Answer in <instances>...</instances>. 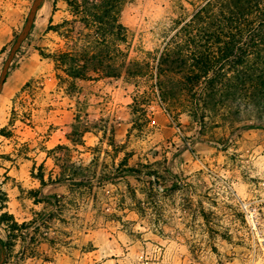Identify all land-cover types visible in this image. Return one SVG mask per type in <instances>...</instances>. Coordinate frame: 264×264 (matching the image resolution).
Listing matches in <instances>:
<instances>
[{
	"label": "rangeland",
	"instance_id": "1",
	"mask_svg": "<svg viewBox=\"0 0 264 264\" xmlns=\"http://www.w3.org/2000/svg\"><path fill=\"white\" fill-rule=\"evenodd\" d=\"M33 1L0 0V71ZM207 1L42 2L0 92L2 264H264V110L230 64L195 119L181 63Z\"/></svg>",
	"mask_w": 264,
	"mask_h": 264
},
{
	"label": "trees",
	"instance_id": "2",
	"mask_svg": "<svg viewBox=\"0 0 264 264\" xmlns=\"http://www.w3.org/2000/svg\"><path fill=\"white\" fill-rule=\"evenodd\" d=\"M184 28L191 50L181 63L188 66L186 80L196 88L195 119H200V97L222 85L220 78L227 77L224 72L230 64L241 66L237 71L248 86L246 97L252 106L264 110V0H208Z\"/></svg>",
	"mask_w": 264,
	"mask_h": 264
},
{
	"label": "water",
	"instance_id": "3",
	"mask_svg": "<svg viewBox=\"0 0 264 264\" xmlns=\"http://www.w3.org/2000/svg\"><path fill=\"white\" fill-rule=\"evenodd\" d=\"M44 0H34L33 3H32V6L29 10V13H28V16H27V19H26V22L21 30V32L19 33V35L17 36L14 44L12 45L11 47V50L7 56V59L5 60L2 68H1V71H0V92L6 82V78H7V75H8V71H9V68H10V65L17 53V51L20 49L22 43L26 40V38L28 37L31 29H32V26H33V23H34V20H35V17L37 15V12L38 10L40 9V6L42 4ZM4 258H5V255H4V252H3V247L1 245V241H0V264L3 263L4 261Z\"/></svg>",
	"mask_w": 264,
	"mask_h": 264
},
{
	"label": "built area",
	"instance_id": "4",
	"mask_svg": "<svg viewBox=\"0 0 264 264\" xmlns=\"http://www.w3.org/2000/svg\"><path fill=\"white\" fill-rule=\"evenodd\" d=\"M247 208H248L247 205H243V209L245 210V212H247Z\"/></svg>",
	"mask_w": 264,
	"mask_h": 264
}]
</instances>
